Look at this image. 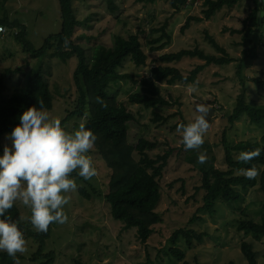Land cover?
<instances>
[{
    "label": "rangeland",
    "instance_id": "obj_1",
    "mask_svg": "<svg viewBox=\"0 0 264 264\" xmlns=\"http://www.w3.org/2000/svg\"><path fill=\"white\" fill-rule=\"evenodd\" d=\"M74 0L73 8L79 25L74 32V40L91 60L94 47L102 45L110 48L115 36L124 39L139 34V41L147 59L144 67L136 68L127 58L121 74H131L136 80L151 78L150 69L158 64L163 54L176 53L180 50L199 49L206 55L217 58L218 53L209 43L207 36L223 48L232 62L222 65H210L197 76L198 91L189 93L188 84H158L161 96L171 102L172 106L156 107L145 110L141 106L129 104L127 97L140 92V88L131 83L115 82L110 84L107 94L110 98L131 111L135 121L128 124L127 142L135 145L144 138L156 143V148L147 152L151 159L171 150L167 165L159 181L161 188L160 202L155 209L162 222L155 226L149 240L142 244L135 236V230H123V226L112 220L109 205L104 199L108 193L111 175L101 158L92 149V157L97 175L85 180L74 173L77 184L75 192L68 193L70 202L64 207L68 221L56 223L46 241V250L55 254L54 264H182L168 256L172 248L170 237L176 230H192L204 237L201 244L194 242L187 248L180 237L176 247L184 252L185 261L190 264H245L240 252L243 241L250 243L257 254L258 264H264V237L255 240L236 230L240 220L248 219L259 222L262 195L257 188L244 193V201L235 207L217 201L215 215L199 212L203 206V192L197 191L201 184V175L194 166L186 161L193 153H206L207 158H214L215 168L225 171L222 135L231 145L239 142H260L264 134V122L252 125L245 116L229 128L227 118L236 106V99L244 94L245 101L255 106L264 105V92L258 91L253 79L264 80V25L255 29L243 44V34H230L233 30H244L243 21L255 7V0H240L231 9L223 8L210 21L191 22L190 27L181 33L180 29L189 16L202 18V0L187 1V5L174 13L167 0ZM259 9L264 13V0H258ZM261 12V13H262ZM264 17V16H263ZM6 18L16 21L26 29L27 40L35 49L44 41L59 34L61 28L60 9L57 0H7L0 2V20ZM261 18V17H260ZM262 19V18H261ZM166 25L165 32L170 37L169 43L161 35L160 28ZM0 33V82L3 84L2 98L7 99L24 86L25 76L34 68L35 61L23 52L15 42V30L8 28ZM242 30V31H243ZM244 33V32H243ZM247 51V56L243 55ZM204 62L197 58H186L175 65L183 75L189 73ZM50 91L53 95V108L49 111L51 118H59L69 132L79 128L84 119L75 117L66 121L74 110L78 97L73 82V72L77 61L71 58L66 63L48 56L45 60ZM205 104L213 109L208 115L210 128L204 137V144L199 150H185L182 134L177 132L181 123L193 122L197 113L195 104ZM152 112L167 117L166 123L153 122ZM0 138V155L5 145L11 146L6 139ZM237 158L238 155H235ZM138 159L137 155H134ZM85 188L92 196L84 200L78 193ZM92 189L96 191L93 194ZM20 212L21 223L36 231L30 223V209L20 202L14 204ZM195 217L198 218L195 220ZM194 219L193 223H190ZM27 241V252L21 256V264L30 262L35 252L32 239ZM2 252V251H0ZM14 264V263H13Z\"/></svg>",
    "mask_w": 264,
    "mask_h": 264
},
{
    "label": "trees",
    "instance_id": "obj_2",
    "mask_svg": "<svg viewBox=\"0 0 264 264\" xmlns=\"http://www.w3.org/2000/svg\"><path fill=\"white\" fill-rule=\"evenodd\" d=\"M6 1L0 0V2ZM73 1L57 0L61 16L60 32L48 37L39 49H35L27 40L26 29L23 25L16 21L10 22L6 18L0 20V26L16 31L15 42L18 43L24 53L36 62L34 68L25 76L24 86L11 97L2 98L4 88L0 82V138L5 134L10 135L13 128L19 124V117L24 111L33 106L39 108L38 101H43L44 107L48 111L52 110L53 95L50 91L45 65L48 56L59 59L61 63H66L71 58H75L77 65L72 78L78 97L74 110L65 120L68 121L73 117L80 120L83 119L85 111L90 113L84 123L86 129L91 130L97 137L93 150L112 172L108 183L109 191L104 196L109 205L110 216L113 221L123 226V230L134 229L136 239L145 244L152 236L155 226L162 222L155 209L161 198L159 181L171 155V150L151 159L147 152L156 148V143L141 138L135 145H129L127 142L128 124L134 122L135 117L125 106L110 98L107 90L112 83L127 81L140 88L139 93L130 94L127 97L129 104L141 106L145 110L168 107L172 104L161 96L158 84L164 82L169 86L176 83L191 84L196 81L197 76L205 67L210 65L222 66L232 62V59L213 38L207 36L210 45L222 55L221 57L206 55L199 49L163 54L159 57L158 64L150 69V79L136 80L131 74L119 73V69L122 68L127 58L136 68L146 65L147 57L142 50L139 34L131 35L126 39L115 36L110 48L102 45L94 47L91 60L88 61L85 50L74 40V32L79 21L75 16ZM167 1L174 13H179L187 5L188 0ZM239 1L202 0V18L189 16L180 29L181 33L190 27L191 22L210 21L223 8L231 9ZM150 2H154V0H150ZM108 3L111 9H114L110 0ZM254 4L255 7L243 21L245 31L242 29L243 31L233 30L230 32V34H243V44L249 42L247 37L253 34L255 29L264 25V17L260 18L262 10L259 9L258 0H255ZM165 28L166 25L160 28L161 35L155 43L160 42L163 38L166 39V43L156 50H162L170 41ZM65 39L68 41L67 45H65ZM243 55L247 56V51H243ZM186 58H197L204 64L195 67L189 75H183L171 65H175ZM252 82L258 91L264 92V80L253 79ZM97 97L104 101L107 107L97 103ZM152 114L153 122L166 123L168 121L167 117L159 116L155 112ZM242 116H245L250 124L260 125L264 122V105L248 104L244 94H241L237 97L236 106L227 118L229 128H232ZM222 146L227 167L225 171L215 168V159L212 157L207 158L203 164L198 162V155L195 153L186 159L201 175V184L197 191L203 192V206L198 211L207 212L214 216L217 201L236 208L244 201L245 192L257 188L263 198L259 222L248 219L240 220L236 230L258 240L264 237V134L261 136L260 142H239L236 145H231L223 133ZM257 148L261 149L260 156L247 164L238 161L235 157L242 151H251ZM134 155H137L138 159H135ZM253 165L260 169V175L257 178L247 179L239 173V169H247ZM92 191L93 194H96L94 189ZM78 193L84 200L91 199L92 195L85 188H79ZM6 215L19 221V227L26 240H33L35 252L31 255L30 262L54 264L55 254L46 250V241L50 238L51 229L56 223L51 224L46 233H42L21 223L20 212L16 206H13ZM196 219L198 218L195 217ZM193 222L194 219L190 221V223ZM180 237L185 241L186 247L190 249L194 242L201 244L204 236L196 234L192 230L180 229L172 233L170 237L172 248L169 249L168 256L181 261L182 264H190L185 261L184 252L176 247ZM240 252L245 259V264H258L257 254L250 243L241 242ZM18 258L21 259V256L18 255ZM13 263L12 257L8 256L6 252H0V264ZM149 264L153 263L149 262Z\"/></svg>",
    "mask_w": 264,
    "mask_h": 264
},
{
    "label": "clouds",
    "instance_id": "obj_3",
    "mask_svg": "<svg viewBox=\"0 0 264 264\" xmlns=\"http://www.w3.org/2000/svg\"><path fill=\"white\" fill-rule=\"evenodd\" d=\"M7 29L0 26V33ZM68 41L65 39V45ZM187 92L196 93L198 84L193 82L186 87ZM96 102L107 107L99 97ZM39 108L30 107L19 117V124L6 137L11 146L5 145L0 155V251L13 258L14 264H21L17 254L27 252V241L19 227V221L7 216L16 202L30 209V223L33 228L46 233L53 223L64 224L68 216L64 207L69 204L68 193L75 192L77 184L72 177L90 180L97 175L93 160L88 153L93 149L96 135L81 123L74 132L62 127L59 118H51L43 101ZM197 115L193 122L179 124L177 132L182 134L185 150L202 148L210 123L206 117L210 106L195 104ZM90 113L85 111L86 121ZM261 149L242 151L237 159L249 163L259 157ZM207 160L206 153L198 155V162ZM247 179H255L260 169L253 165L239 169Z\"/></svg>",
    "mask_w": 264,
    "mask_h": 264
},
{
    "label": "water",
    "instance_id": "obj_4",
    "mask_svg": "<svg viewBox=\"0 0 264 264\" xmlns=\"http://www.w3.org/2000/svg\"><path fill=\"white\" fill-rule=\"evenodd\" d=\"M195 2V0H192V3H194ZM260 16H261V18H263V16H264V13L262 12V13H260ZM213 114V109H210L209 110V114L208 115H212Z\"/></svg>",
    "mask_w": 264,
    "mask_h": 264
}]
</instances>
